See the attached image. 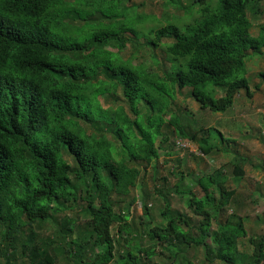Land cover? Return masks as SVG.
<instances>
[{
	"label": "trees",
	"instance_id": "trees-1",
	"mask_svg": "<svg viewBox=\"0 0 264 264\" xmlns=\"http://www.w3.org/2000/svg\"><path fill=\"white\" fill-rule=\"evenodd\" d=\"M97 1L0 0V264H157L156 247L165 264H193L187 257L199 247L204 264H264V231L247 238L250 253L239 250L245 199L225 185L226 170L243 175L247 158L238 153L194 181L186 174L188 184L182 176L173 193L190 215L170 211L164 199V224L146 232L114 213L112 201L135 186L139 172L127 160L157 159L164 128L199 156L224 152L215 140H229L219 130L192 132L171 108L183 89L212 113H224L240 92L250 97L245 61L264 48V23L256 36L249 31L264 17V0H189L184 11L202 8L184 33L172 24L148 31V46L171 41L170 72L122 59L130 36L138 39L112 26L126 0L122 15L109 16L95 15ZM116 93L123 104L104 108L99 98ZM140 207L147 216V204ZM84 244L93 249L88 257Z\"/></svg>",
	"mask_w": 264,
	"mask_h": 264
},
{
	"label": "rangeland",
	"instance_id": "rangeland-1",
	"mask_svg": "<svg viewBox=\"0 0 264 264\" xmlns=\"http://www.w3.org/2000/svg\"><path fill=\"white\" fill-rule=\"evenodd\" d=\"M125 0H98L91 6V10L95 15L104 14L106 16L116 15L120 13L122 4ZM189 0H126L124 17L120 16V20L114 22L112 26L118 25L127 28L125 33L131 31L138 36L137 40L131 35L133 42L128 43L119 53L122 59H131L134 64L141 63L144 68L149 71L170 72L172 61L166 53V46L171 43L170 40H163L157 47L148 46L146 44L148 31H153L157 28L175 25L179 32L184 33L186 25L196 22L199 15L198 11L202 8L200 5H190ZM264 22V17L260 19ZM106 22V21H105ZM90 24L85 30H81L82 34L87 37L94 30L106 27L105 24ZM254 24V21H252ZM255 26V25H254ZM253 26V28H254ZM125 35V34H124ZM83 38L80 34L76 39ZM58 40V39H55ZM112 52H116L113 48H108ZM261 51V50H260ZM260 51L258 53H260ZM264 84V79H262ZM188 89H183L182 95L174 101L172 112L178 116L181 124L186 126L190 131L195 132L199 129L211 128V134L219 130L224 138L229 142L218 140L215 135L216 146L224 152L215 153L212 156H199L195 144L180 141L173 134L171 128H164V137L167 141L163 143L158 150V157L155 161L146 165L142 160L126 161L127 165L138 170V175L135 180V186L130 189V192L125 195H114L112 201L117 203L113 206L114 213L120 217L126 218L128 222L133 223L138 229L146 232L149 227L161 226L165 220L160 215L164 207V199L169 204L170 211L186 212L190 215L186 208L185 200L173 193L175 184L184 176L182 185L190 183L186 174L189 175L191 181L196 180L201 175L212 173L223 164L232 161V155L238 153L247 158V163L242 166L243 175L233 178L229 170H226L225 185L227 189L235 190L237 196L245 199L243 210L246 214L244 219V227L246 230V238L239 239V250L250 253L251 249L247 243V238L250 236H258L264 231V104H256V108L248 109L255 103V99H248L242 94V99L249 105H242L240 99H237L232 105L229 112L225 115L212 113L199 109V107L191 100L188 95ZM118 92V91H117ZM221 95V91L215 93ZM116 97V99H115ZM115 99V100H114ZM264 101V96H262ZM251 100V101H250ZM104 108L108 104L113 106L122 105L123 100L120 95L99 98ZM127 111V109H126ZM248 114L246 118L236 120L232 116H237L240 112ZM166 116L165 118H167ZM238 117V116H237ZM236 117V118H237ZM252 117V118H250ZM216 129V130H215ZM206 130V129H204ZM109 139L110 136L107 134ZM160 139L158 138L156 146ZM182 143V146L178 145ZM115 154V153H114ZM116 155V154H115ZM118 157V155H116ZM194 195L201 196L202 193L198 188H194ZM134 197L136 203L133 206H128V201ZM120 198V199H117ZM115 199V200H114ZM147 204L148 215L144 216L140 204ZM230 214L227 209L224 210L222 221ZM213 225V229H215ZM142 243H148V239H143ZM207 245L211 248V244L206 240ZM160 247H156L155 253H159L150 259V262L157 264L167 263L165 256L167 253L161 252ZM84 256L88 257L90 250L93 249L84 244L82 247ZM204 249L196 248L187 258L193 264H204ZM164 255V257H163ZM146 262V261H145ZM147 264V263H146Z\"/></svg>",
	"mask_w": 264,
	"mask_h": 264
},
{
	"label": "crops",
	"instance_id": "crops-1",
	"mask_svg": "<svg viewBox=\"0 0 264 264\" xmlns=\"http://www.w3.org/2000/svg\"><path fill=\"white\" fill-rule=\"evenodd\" d=\"M261 23H264V22L260 20H258L257 22H254V24L252 25L249 31L251 36H256L258 34V24H261ZM260 50H261L260 53H254V54L249 55L245 61V69H246L245 77L247 78L249 82V88H250V93H251L250 97L246 96V98L252 99V100L255 99V103L252 104L251 107L248 109L256 108L257 107L256 104L258 103H260L259 105L264 104V101L262 99V96H264V84H262V79H264V48H261ZM242 94L244 93L240 92V94L236 96L234 102H236L237 99H240V102L238 101L236 103H240L241 106L249 105L243 101L242 96H241ZM234 102L233 104H235ZM230 108H232V106ZM230 108L227 109L224 113H219V115H225V113L229 112ZM262 113L264 112L262 111ZM248 114L247 113L243 114V111H242L237 115L238 117L232 116V118L236 120H239V119L243 120V118H246L247 116H251Z\"/></svg>",
	"mask_w": 264,
	"mask_h": 264
},
{
	"label": "built area",
	"instance_id": "built-area-1",
	"mask_svg": "<svg viewBox=\"0 0 264 264\" xmlns=\"http://www.w3.org/2000/svg\"><path fill=\"white\" fill-rule=\"evenodd\" d=\"M178 145L182 146V143H178Z\"/></svg>",
	"mask_w": 264,
	"mask_h": 264
}]
</instances>
